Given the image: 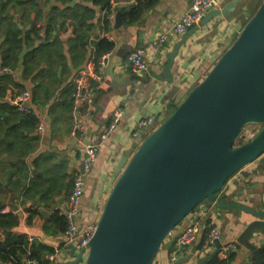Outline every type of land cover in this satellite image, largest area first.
<instances>
[{"label":"crops","instance_id":"0c3cea01","mask_svg":"<svg viewBox=\"0 0 264 264\" xmlns=\"http://www.w3.org/2000/svg\"><path fill=\"white\" fill-rule=\"evenodd\" d=\"M37 1H40L41 13L36 15L32 12L30 23L21 25L19 14L14 16V20L17 25L19 24L23 37L30 31L35 19L38 29L42 30L38 38L32 36L35 40L19 53L16 67L4 66L0 51V85L5 88L1 100L16 108L12 101L22 92H28L31 99L24 106L29 112L16 109L32 114L38 123L43 121L46 128L43 133H38L34 126L31 131L24 134L27 137L26 142H29V148L22 158H18V151L23 142H16L13 135L9 139L0 135V221L5 224V227H0V244L6 241L8 234L26 235L30 241H37L47 247L48 251L42 257L49 264H65L74 258L63 251L65 232L59 231L54 224V215L67 222V219L59 214V209L67 205V198L74 190L75 177L78 175L84 177V196L78 223L98 222L100 208L108 196V193L102 194V190L107 187L104 175L111 176L115 169L109 167L111 154L119 152L114 164L116 165L124 151L130 149L135 151L151 133L150 130L138 131L141 136L136 138L134 134L137 132L138 120L149 116L156 118L159 113L161 122L169 117L172 106H178L192 89L189 82L192 75L184 82L181 77L195 70L199 71L201 81L208 74L214 65L215 57L221 56L233 43V35L238 25L246 24V17L250 14L249 8L256 0L246 2L248 5H245L246 11L242 16L231 15L224 18L219 25L215 19L207 24L196 23L183 35H178L174 31V24L189 10L192 0H113L115 5L113 10L117 12H114L115 18L110 20L111 24L108 26L104 25L103 8L95 5L92 0H72L64 4L56 0ZM223 1L225 0H221L220 8L223 7ZM53 7L61 10L74 7L81 9L80 13L85 17V27L82 30L88 31L87 34L90 36L86 41V55L83 58H75L69 53L76 24L70 17L66 20L64 30L59 32L64 47L65 64H61V56L47 50L36 56L39 63L33 72L27 71L24 56L30 55L45 42L43 31L46 26V15ZM9 9L4 2H0V19L5 13L12 15L15 13ZM121 9L128 12L140 11L141 16L134 21L129 16L124 18ZM119 12L122 24L116 26V16ZM56 32L52 33L53 36ZM163 33L168 34V39L159 47L158 40ZM4 34L5 30L0 31V49L5 42ZM68 34L73 37H69ZM53 36H50V41L53 40ZM184 37L186 46L180 50L181 56L176 58L172 69L173 78H165L164 70L168 65V56ZM101 39L113 43L109 64L114 68V75L125 73L129 76L128 80L125 77L120 79L122 82L115 80L106 74L107 68L101 80L93 78L92 73L99 71L102 57L96 56L94 45ZM136 48L145 50L146 59L151 64L146 73L139 74L127 65V55ZM80 50L81 48L77 47V51ZM187 62L188 68L183 71L182 67ZM3 68H8L9 71L3 73L1 71ZM83 76L87 88L80 100L78 111H74L73 93L77 82ZM69 88L70 94L63 95L62 93L67 92ZM119 113L121 116L116 130L100 147L94 165L87 171L83 163L86 147L98 142L103 130ZM160 121H157V125L161 123ZM76 124L81 129H76ZM4 128L6 132L9 126L6 125ZM21 163L27 166L28 181L37 173L40 176L49 174L46 180L51 184L44 185L47 182L41 178L40 186L29 191L24 187L27 180L20 177L19 172L24 166ZM15 170L17 175L10 177ZM242 171L249 172L248 177L243 178L241 172L231 177L223 190L217 194L218 201L224 204L244 205L253 210L264 209V160L253 162ZM53 178L54 183L56 179L59 181L57 186L52 184ZM239 178L243 181L237 184ZM242 187L246 188L243 196L240 194ZM248 195L253 199L248 200ZM205 207L208 210H205ZM252 220L254 217L245 211L239 214L235 209L223 210L215 205L203 204L164 241L153 264H170L169 253L174 247L176 237L194 221L204 226L215 225L220 230L223 244L238 243L241 247L239 239L246 228L244 222L249 223ZM205 236L204 230L190 249L181 251L179 260L186 259L191 252L193 256L186 264H200L202 259H206L204 262L206 264L215 254L220 260H225L218 252L215 253V248L206 249L204 245L199 248ZM250 242L261 253L264 250V232L258 231L257 237H252ZM75 253H78V250H75ZM52 254H55L56 258L50 261L47 257ZM232 256L230 264H252V258H255L251 254L247 255L241 248L230 253L228 258ZM0 264L16 263L14 261L3 263L0 260Z\"/></svg>","mask_w":264,"mask_h":264},{"label":"water","instance_id":"95a60500","mask_svg":"<svg viewBox=\"0 0 264 264\" xmlns=\"http://www.w3.org/2000/svg\"><path fill=\"white\" fill-rule=\"evenodd\" d=\"M248 1L225 0L202 24L215 19L219 25L224 18L237 16ZM121 24L119 12L116 26ZM184 46L185 37L168 56L165 78H173L172 69ZM109 63L105 61L108 76L120 82L129 79L125 73L114 75ZM213 64L201 81L195 70L181 77L184 82L192 75V89L167 119L161 122V113L157 115L161 123L150 129L135 151H124L116 165L119 152L111 154L109 167L115 169L111 176L104 175L107 187L102 194L108 196L100 208L96 233L78 253L69 245L65 254L74 259L65 264H153L164 241L203 204L251 214L254 220L244 222L240 248L264 264L250 242L258 231L264 232V209L224 204L217 197L231 177L241 172L247 178L249 172L242 170L264 160V0L245 25H238L233 43ZM187 68L188 62L182 69ZM248 126L260 129L253 139L237 145ZM242 181L239 178L237 184ZM245 189L242 187V196ZM220 245L217 241L216 248ZM192 256L179 264L188 263Z\"/></svg>","mask_w":264,"mask_h":264},{"label":"trees","instance_id":"16d2710c","mask_svg":"<svg viewBox=\"0 0 264 264\" xmlns=\"http://www.w3.org/2000/svg\"><path fill=\"white\" fill-rule=\"evenodd\" d=\"M57 2L61 3H67L72 0H56ZM111 1L112 0H92V2L95 5H99L100 7L104 9H107V14L104 15V25L108 26L111 24V21L109 19V15L112 12H117V10H113L111 8ZM253 0H249L248 2H251ZM263 0H256L253 1L252 6L249 8V16L252 17L257 9L259 8L260 4ZM0 2H4L6 5V8H10L14 10V14L5 13V16L0 19V31L5 30V42L2 44V47L0 49L1 51V62L4 66H11L16 67L18 65V57L19 53L23 51L24 47H27L29 44L32 43L35 39H33L32 36L38 38L41 28L38 29L37 25L35 24L36 20L34 19V22L31 24L30 31L25 33V36L22 37L23 32L19 28V24L14 20V16L19 14L20 20L22 22L21 25H25L26 23H30V16L31 13L34 12L36 15H39L41 13L40 10V1L37 0H0ZM251 4V3H250ZM248 5V4H247ZM246 5V6H247ZM9 9V10H10ZM79 7L74 8H65L64 10H61L59 8L53 7V9L46 15V26H44V37H46L45 42L40 44L38 48H36L35 51H33L30 55L24 56V63L26 65L27 71L33 72V69H35L38 64V58L36 56H39L44 51L54 52L55 55L61 56V64H65L63 51V42L61 40V33H59L64 26L66 25L67 18L69 19L72 17V19L75 20V29H74V39L70 43V50L69 53L72 54V56L77 57H84L86 55L85 53V47H86V41L89 40V35L87 34L88 31H83L82 28L85 27L84 25V19L85 17L80 13ZM122 14L124 15V18L129 16L133 21L134 19H138L141 16L140 11H134V12H128L126 9H121ZM246 11L242 10L240 13L237 14L236 17L242 16ZM116 15V14H115ZM122 15V16H123ZM246 17V23L247 18ZM25 22V23H24ZM64 30V29H63ZM56 32V35L53 36V32ZM52 34V35H51ZM50 36H53V40L50 41ZM40 38V37H39ZM41 39V38H40ZM29 47V46H28ZM77 47H80V52L77 51ZM96 49V56L100 58L103 57L106 52L110 53L113 49V43L106 40L101 39L94 45ZM78 52V54H77ZM107 54V53H106ZM105 54V55H106ZM101 57V58H102ZM32 63V64H31ZM31 64V65H30ZM71 88V87H70ZM70 88L66 91H64L62 94H70ZM5 88L0 85V135H4L5 138H11L13 135V138L16 139V142H23V145H21L19 151H18V158L24 157V155L27 153V148H29L28 144L29 142H26L27 137L24 136L27 131H31L32 127H37L38 122L36 121L35 117L32 114H27L18 111L16 108L11 107L9 104L4 103V101L1 100L2 93L4 92ZM66 96V95H65ZM177 106H172V112H174V109H176ZM171 112V113H172ZM13 123L11 126L10 124ZM9 126L8 131L4 132V126ZM26 138V139H25ZM242 144V142L240 143ZM22 164V163H21ZM24 165V164H22ZM22 171V172H21ZM20 173V177L25 179L26 183L24 187H27L28 190H32L40 186L39 179L43 178L46 180V177L49 174H45L44 176H40L38 173L35 175L33 179L28 181L29 179V172L27 169V166L24 165ZM16 174V170L13 171V173L10 175L12 177ZM55 179L53 178L52 184L58 185L59 181L56 179V182L54 183ZM20 182H22L20 180ZM24 182V181H23ZM47 183L50 185L49 181L46 180ZM21 186V185H20ZM23 186V185H22ZM54 215V224L57 225L58 230L61 232H66L67 230V222L64 220L55 217ZM53 220V219H51ZM53 220V221H54ZM0 227H5V224L0 221ZM205 242V237L202 241V244L199 246V248H202ZM48 249L46 246L41 245L37 241H30L29 238L26 235H14L11 236L10 234L7 235L6 241L2 244H0V260L3 263H7L8 261H14L16 264H27L28 262H32L30 264H49L44 257H42L45 253H47ZM219 249H215V253H217ZM52 252V251H51ZM260 255L264 257V250L261 251ZM211 256V255H210ZM233 259V256L225 259L220 260L217 254L215 256L210 258V261H208L206 264H230L231 260ZM252 264H258L256 258H252Z\"/></svg>","mask_w":264,"mask_h":264},{"label":"built area","instance_id":"2783aa9c","mask_svg":"<svg viewBox=\"0 0 264 264\" xmlns=\"http://www.w3.org/2000/svg\"><path fill=\"white\" fill-rule=\"evenodd\" d=\"M114 1H111V8L114 7ZM221 6V0H192L189 10L182 15L179 20L174 24V31L178 35H183L188 30L192 29L196 23L202 22L203 18L212 10L218 9ZM104 14H107V9H104ZM115 13L112 12L109 15L110 20H114ZM73 37V35H69ZM168 39V34L163 33L158 40L159 47L163 46ZM112 52L107 53L100 59L99 71L92 73V76L96 80H101L104 76L106 60H109V57ZM127 65L135 72L143 74L149 71L151 64L146 59V52L143 48H136L132 50L127 55ZM3 73L9 71L8 68H3L1 70ZM83 78V79H82ZM76 84L75 91L73 93V102H74V111H78L80 107V100L84 97L85 89L87 85L85 83V77L83 76ZM31 99V95L28 92H22L15 100L12 101L13 106L18 108L20 111L29 112L27 107L24 105ZM120 116L117 115L111 124L108 125L103 132L101 133L97 143L91 144L85 149V158L83 160L84 167L87 171L91 170L94 165L98 151L100 147L104 144L106 140L109 139L111 134L116 130L117 125L120 121ZM157 120L154 116H149L142 118L137 122V132L134 136L136 138L140 137L141 134L138 131L150 130L157 128ZM45 123L39 121L36 131L38 133H43L45 131ZM76 129H81L79 125L76 124ZM152 130H150L151 132ZM256 133H245L244 140L242 142L249 141L255 137ZM244 134H242L243 136ZM240 136V138H242ZM84 196V177L83 175H78L74 180V190L67 198V205L59 209L60 215L64 216L67 219L68 228L64 235V253L68 252L69 245H73L78 252L83 248L87 247L92 238L94 237L97 229V223L93 222L89 224H79L77 219H80L82 199ZM190 216V215H189ZM206 232L204 248H215L219 249L218 254L222 258H228V255L232 252L239 250L240 246L238 243L232 244H223L221 241L220 230L215 225L204 226L197 221L190 223L185 229L182 230L176 237V241L173 249L169 253V262L170 264H179V257L181 251L185 249H190L193 245L195 239L200 235L202 231ZM221 241L219 248H216V242ZM61 250H59L60 252ZM62 252V251H61ZM191 254H193L191 252ZM190 254V255H191ZM48 260H55V254L49 255ZM32 263V262H30ZM28 262V264H30ZM35 264V263H34Z\"/></svg>","mask_w":264,"mask_h":264},{"label":"rangeland","instance_id":"374dc122","mask_svg":"<svg viewBox=\"0 0 264 264\" xmlns=\"http://www.w3.org/2000/svg\"><path fill=\"white\" fill-rule=\"evenodd\" d=\"M259 129H260V126H248L246 129H244V131L239 135L238 139L236 140L237 145H239L244 140V137L246 136L245 133H247V132L256 133L259 131ZM242 134H244V135L242 136ZM240 136H242V138H240ZM242 143H244V142H242Z\"/></svg>","mask_w":264,"mask_h":264}]
</instances>
